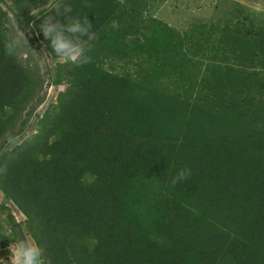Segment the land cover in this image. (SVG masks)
<instances>
[{
	"label": "trees",
	"instance_id": "trees-1",
	"mask_svg": "<svg viewBox=\"0 0 264 264\" xmlns=\"http://www.w3.org/2000/svg\"><path fill=\"white\" fill-rule=\"evenodd\" d=\"M162 1L0 0L65 87L35 114L44 79L0 4V190L25 216L6 243L30 237L44 264H264V22L182 31ZM85 16L87 62L59 61L39 25Z\"/></svg>",
	"mask_w": 264,
	"mask_h": 264
},
{
	"label": "rangeland",
	"instance_id": "rangeland-1",
	"mask_svg": "<svg viewBox=\"0 0 264 264\" xmlns=\"http://www.w3.org/2000/svg\"><path fill=\"white\" fill-rule=\"evenodd\" d=\"M0 4L4 10L9 12L10 21L7 23V26L12 36L18 39L19 44H22L24 47V49H21L25 52L23 59L30 60L31 65H36L39 74L43 76L44 85L42 94H44L45 102L41 107H38L35 113L41 116L48 106L55 104L58 93L62 92L65 87L63 84H55L50 79L53 75L52 68L55 67L51 55L47 53L41 55L36 46L31 44L33 40L31 32L28 34L23 32L16 16L10 12L6 4L1 2ZM256 5H260V11L254 10V6ZM238 9L249 13L252 21L258 24L264 22V0H165L152 4L150 8L152 16L163 19L171 26L182 31L194 28L196 21L215 22L222 25L228 21L235 20L241 16L239 15ZM34 41L40 45L39 47L41 49L43 48L44 44L40 39L35 37ZM58 60L62 61L60 59ZM35 114L26 120V126H24L20 135L5 144L4 147L12 150L25 138L36 134V123L39 118L35 117ZM20 121L22 122V120ZM2 154L3 149L0 144V156ZM11 215L17 222H23L25 220L24 214L12 201L7 200L0 190V258L4 259H8L9 248L11 246V242L6 243L7 236L12 231ZM28 240L33 241L30 237H28Z\"/></svg>",
	"mask_w": 264,
	"mask_h": 264
},
{
	"label": "clouds",
	"instance_id": "clouds-1",
	"mask_svg": "<svg viewBox=\"0 0 264 264\" xmlns=\"http://www.w3.org/2000/svg\"><path fill=\"white\" fill-rule=\"evenodd\" d=\"M254 10L260 11V5L254 6ZM68 11L70 8H65V12ZM82 19L83 22L79 17L72 18L66 24L58 25L51 18H48L39 25L43 36L49 40L58 59L64 62L77 63L84 57L85 62H87L88 57L85 56V50L89 43L96 38V32L90 31L93 29V22L87 16ZM32 23L33 21H29V25ZM69 33L76 36V39H70ZM190 171L187 168L179 169L172 177L171 183L176 184L185 180L190 175ZM10 241L8 259L0 258V264H44V250L38 243L25 239H10Z\"/></svg>",
	"mask_w": 264,
	"mask_h": 264
}]
</instances>
